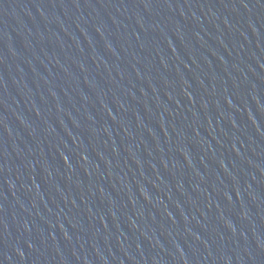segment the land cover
I'll return each instance as SVG.
<instances>
[{
	"label": "water",
	"instance_id": "95a60500",
	"mask_svg": "<svg viewBox=\"0 0 264 264\" xmlns=\"http://www.w3.org/2000/svg\"><path fill=\"white\" fill-rule=\"evenodd\" d=\"M43 0H0V126L25 62Z\"/></svg>",
	"mask_w": 264,
	"mask_h": 264
}]
</instances>
